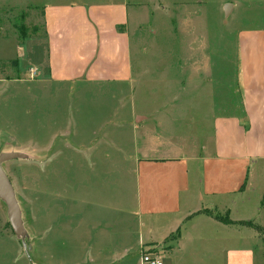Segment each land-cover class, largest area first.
Segmentation results:
<instances>
[{
	"label": "crops",
	"instance_id": "1",
	"mask_svg": "<svg viewBox=\"0 0 264 264\" xmlns=\"http://www.w3.org/2000/svg\"><path fill=\"white\" fill-rule=\"evenodd\" d=\"M146 1L44 4L42 31L28 46L32 64L26 71L32 69L35 77L20 78L16 58L9 80L0 78L6 107L24 99L32 106L42 91L45 101L52 88L64 94L72 87L110 92L74 101L89 107L88 114L65 116L62 129H54L55 118L48 123L54 131L45 138L68 141L38 168L48 169L50 182L54 176L62 188L50 184L47 209L32 213L35 259L0 210V264H142V253L155 248L162 264H264V236L257 230L264 232V30L239 35L240 97L234 104L213 100L208 58L194 61L191 80L176 83L168 98L144 97L137 104L129 27L136 32L142 22L135 6L139 17L147 16ZM12 42L17 56H24L18 40ZM36 44L40 53L33 51ZM2 107L0 133L15 138L25 125L5 123ZM28 116L22 109L10 119ZM39 120L33 111L29 124L37 139ZM255 186L259 194L253 201L249 193ZM61 204L63 209H55ZM206 210L232 221L221 222ZM247 219L256 224L238 223Z\"/></svg>",
	"mask_w": 264,
	"mask_h": 264
},
{
	"label": "rangeland",
	"instance_id": "2",
	"mask_svg": "<svg viewBox=\"0 0 264 264\" xmlns=\"http://www.w3.org/2000/svg\"><path fill=\"white\" fill-rule=\"evenodd\" d=\"M59 1L73 2L75 0H0V69H7L0 73V78L9 80L11 72L8 70L14 71L11 62L16 58L19 63V72H21L19 73L20 78L24 77L30 82V79L35 77L26 71L32 64V56L29 54L32 49H28V46L33 44L31 36L42 31V14L39 13L42 6L49 2ZM184 1H186L185 6H188V9L185 10L180 7L181 0H147L146 6L150 11L148 14L146 13V17H139L142 13L139 14V5L135 6L137 8L134 9L137 10L135 17L140 18V20L138 19L139 23L142 22L137 27L133 26L136 32L132 26L129 27L130 57L134 77L132 97L137 104L144 97H151L152 100L168 98L169 94L174 93L175 90H172V87L176 83L186 85L191 80L190 69L193 62L208 58L207 65L211 67L212 77L210 81L206 82L210 84L208 87L214 94L213 100L216 105H222L229 98L234 104L239 101L240 97L235 82L238 68L239 35L245 30H264V0ZM166 4L168 8L163 11L162 7H165ZM134 12H132L133 16ZM193 32H196V36L193 35ZM13 39L18 40L17 44L20 50L24 49V56H17L16 42H12ZM41 48L42 46L39 44L34 47L33 51L40 53ZM200 81L202 80L200 79ZM26 89L29 94L32 92V88L27 87ZM50 93V96L45 97L44 101V91H42L39 98L41 101L32 103V106L27 104L24 99L18 100V104L12 103L11 107H6L2 102L3 97H0L3 106L1 108L2 117L5 119V123L25 125L22 131L16 133L17 137L15 138L0 133V152H8L5 150L14 148L27 155L25 159L7 161L3 163L2 167L15 190L23 224L28 233L25 241L29 247L34 231L32 229V213L38 209L39 211L47 209L50 184L56 190L62 188V183L58 182L54 176L53 179L56 183L50 182L48 169L40 168L39 170L38 168V162H47L52 152L61 149L68 141L62 136L45 138L44 136L54 131L48 123L55 118L54 129H62L63 123L60 121L65 116L88 114L89 107L78 105L74 101L107 97L110 94L107 91L100 93L98 89L94 88L78 89L73 87L70 94H64L63 90L57 88H52ZM104 93L106 94L104 95ZM66 100H72L71 104L73 105H68ZM22 109L29 116L14 123L13 119H10V115L18 114ZM33 111L37 118H40L41 129L36 131V136L39 139L35 137L34 132L32 134L31 123L29 124ZM58 119L59 121H57ZM47 124L48 127H42ZM32 136L37 140H33ZM55 175L57 177V171ZM59 178L62 179V176ZM55 192L62 194L60 191ZM258 194V188L255 186L249 196L255 201ZM38 198L41 202L37 201ZM55 209H63L62 204ZM0 210L6 211L1 200ZM219 214L226 217L225 213ZM228 219L232 221L230 218ZM238 223L256 224L254 219L242 220ZM6 225L10 230L8 222ZM254 233L256 232L254 231ZM259 233L264 236L262 229ZM156 250V248L149 249V251ZM27 253L30 258L35 259L34 252L30 251V248ZM138 255L139 253H136V258Z\"/></svg>",
	"mask_w": 264,
	"mask_h": 264
},
{
	"label": "water",
	"instance_id": "3",
	"mask_svg": "<svg viewBox=\"0 0 264 264\" xmlns=\"http://www.w3.org/2000/svg\"><path fill=\"white\" fill-rule=\"evenodd\" d=\"M26 157L27 155L25 153L19 151L0 152V200L5 205L7 220L13 234L21 241L27 253L30 247L25 241L28 233L23 224L21 208L16 198L13 185L2 167L3 163L7 161L25 159Z\"/></svg>",
	"mask_w": 264,
	"mask_h": 264
},
{
	"label": "built area",
	"instance_id": "4",
	"mask_svg": "<svg viewBox=\"0 0 264 264\" xmlns=\"http://www.w3.org/2000/svg\"><path fill=\"white\" fill-rule=\"evenodd\" d=\"M30 73L34 75V71L30 69ZM142 264H162L157 253L152 251L143 252L141 255Z\"/></svg>",
	"mask_w": 264,
	"mask_h": 264
},
{
	"label": "trees",
	"instance_id": "5",
	"mask_svg": "<svg viewBox=\"0 0 264 264\" xmlns=\"http://www.w3.org/2000/svg\"><path fill=\"white\" fill-rule=\"evenodd\" d=\"M14 62L15 61H12V63H14ZM13 67H15V66H13ZM205 212H206V214L212 216L213 218H215V219H217V220H219L221 222H224V223H230L231 222L227 217H223L219 213H216L214 211H208V210H206ZM257 230H260V228L257 227Z\"/></svg>",
	"mask_w": 264,
	"mask_h": 264
}]
</instances>
